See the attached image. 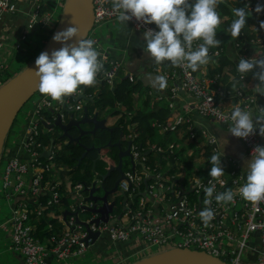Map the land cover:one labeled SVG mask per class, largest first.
Wrapping results in <instances>:
<instances>
[{"label":"built area","instance_id":"built-area-1","mask_svg":"<svg viewBox=\"0 0 264 264\" xmlns=\"http://www.w3.org/2000/svg\"><path fill=\"white\" fill-rule=\"evenodd\" d=\"M41 6L42 0H0V74L10 68L9 59L14 60L15 55L22 54L24 45L36 27L39 28L40 25L48 27L56 22L50 12H47V22L43 23L45 17L40 20V14L43 13ZM19 15L24 17L23 27H20L16 20V16ZM113 20L117 18L109 0H93V28ZM127 23L142 34L149 29L158 31L154 24L145 25L134 18ZM86 39L95 41L94 47L100 52L103 63V68L96 78V85L101 87L105 84L109 89H114L122 78H127L133 85L136 84L137 78L126 68L123 54L113 57L106 47L100 45L99 38L88 35ZM257 41L261 50L255 57L259 58L264 55L262 32ZM198 43L200 42H194V50ZM209 54L210 62L221 57L217 50ZM241 57L251 58L244 53ZM147 71L166 77L167 86L161 92L146 91L143 88L141 93V89L135 90L132 95L142 94L146 98L150 96L154 101L175 99L181 91L190 96V102L184 104L181 112L175 117L168 109L171 118L169 126L159 125L157 120L151 121V127L157 129L159 138L165 137L166 131L169 130L176 142L167 143L166 148H162L161 144H150L148 141L141 144L136 141L137 135L131 132L126 141L132 140L130 162L133 163L134 169L130 168L124 172V179L118 185V189L126 197L125 209L119 218L116 213H110L108 221L111 220V223L100 221L97 225L90 224L89 221L95 217L91 216L87 219L89 229L108 237L112 244L131 242L132 250L139 257L149 255L150 247H157L158 252L185 248L205 252L229 264H264V200L252 204L238 194L237 190L245 182L239 159L222 157L221 161L224 160L227 166V176L211 178L199 172L192 177L187 191L183 187L176 189L178 180H183L186 176L184 170L190 169L195 161L187 153L190 148L186 147L188 142L193 143L198 157L205 160L202 170L208 173L211 164L207 163L211 155L221 153L213 135L206 131L197 133L193 130L192 116L196 115L229 128L231 122L222 119V116L230 114L237 104L245 110L254 106L260 115L259 108H264V96L258 103L257 98L246 95L242 90H231L226 86L227 81L215 70L210 75V86L198 81L190 69L182 66L153 68L149 65ZM98 93L87 96L91 104L93 97ZM79 94H83V91H78L73 96ZM233 98L235 102L227 105L228 100ZM71 102L70 99H64L63 103H59L40 94L32 103V119L26 124L23 151L20 150L6 160L1 190L5 200L12 202L13 206L9 220L0 226V230L4 232L9 229L10 248L13 253L23 257L24 264H46L48 251L54 253L58 261L66 260L82 255L91 246L90 240L88 246L83 243L82 239L86 233L75 224V219L71 216L63 222L65 229L61 239L48 250L35 237V225L32 224L34 219L31 218L32 214L40 217L45 208L52 209L60 201L58 185L44 183V172L47 167L42 166L38 160L40 154L46 150L39 143L40 121L44 120L40 115L45 110L52 108L58 110L65 104L70 105ZM153 105L154 102H151V106ZM80 108L81 105L77 103L76 109ZM239 140L248 158H251L255 146H264V137L258 134V130L257 134ZM149 153L153 157L165 155L164 161L173 158L174 172L169 178L164 175V172L170 170L167 161L163 166V172L159 171L157 166L146 165ZM20 155H24V158ZM139 165L141 168H138ZM210 181L215 185L216 193L232 190L235 199L234 202L224 204L216 202L213 198L210 207L214 210L215 218L205 227L199 212L205 207L203 201L206 196L203 189L211 186ZM82 189L81 185L74 188L69 185L67 191L72 197L74 195L75 198H81ZM44 197H47L45 205L40 203ZM88 207H92V204ZM177 239L180 243H176Z\"/></svg>","mask_w":264,"mask_h":264},{"label":"clouds","instance_id":"clouds-1","mask_svg":"<svg viewBox=\"0 0 264 264\" xmlns=\"http://www.w3.org/2000/svg\"><path fill=\"white\" fill-rule=\"evenodd\" d=\"M109 2L117 20L123 26L133 18L145 25H155L158 31L149 29L144 32L143 51L157 65L170 62L173 66H182L195 72L210 62L209 48L220 46V41L216 39V29L221 23L217 11L221 0H109ZM231 11L234 19L227 31L232 38H238L252 10L245 3L242 7H233ZM254 11L257 14L261 13L264 11V5L257 4ZM259 29L264 31V21L259 23ZM77 37L76 27L55 33L53 42L61 44L62 47L51 54L42 52L35 60L36 70L33 73L38 80L37 90L52 101L63 103L64 98L83 91L81 86L94 85L97 75L103 68L101 54L94 47V40L83 38L78 39L75 45L67 43ZM194 42H200L195 50ZM254 68L259 69L254 75V79L259 83L253 90L256 94L264 96V56L251 59L240 57L236 72L242 80ZM153 83L162 89L166 86V77L157 76ZM85 101L90 103L89 98ZM259 111L260 115H255L237 104L230 114L221 118L231 122L228 133L235 138L246 139L257 134V130L258 134L264 137V108H259ZM222 156L223 151L211 155L209 177L219 178L225 175L221 165ZM245 175V182L237 190L238 194L243 200L258 204L264 200V146L253 148L251 159L246 163ZM210 185L203 189L206 196L203 201L205 207L199 212L205 227L215 218L214 210L210 207L213 198L216 202L224 204L234 202L235 199L232 190L216 193L215 185L211 184V181Z\"/></svg>","mask_w":264,"mask_h":264},{"label":"trees","instance_id":"trees-1","mask_svg":"<svg viewBox=\"0 0 264 264\" xmlns=\"http://www.w3.org/2000/svg\"><path fill=\"white\" fill-rule=\"evenodd\" d=\"M227 1V0H226ZM245 3H247L250 7L251 15L246 21L245 28L241 31V34L238 38H232L230 33L227 31L229 25L231 24L232 20L234 19V16L232 14L231 9L233 7H242ZM65 4V0H48L45 4V9L47 12H54L58 11V16L61 14L63 10V6ZM257 4L264 5V0H233L232 3L228 4L226 2L221 1L218 5L217 11L220 14L221 23L216 29V39L220 41V46L218 48L210 47L209 53L213 52L214 50H217L221 57L222 61L218 64V67L216 68L215 72L219 73L220 76L224 78L225 81H227V75L225 72V69L228 66H232V72L236 74V68L234 66V63L232 62L231 58L228 55L229 48L233 50L234 53H237L239 57L244 53L247 56L249 55L248 51L250 50L249 46L252 44V35L249 31V27L253 24H257V29L259 32H262L264 34V31H261L259 29V23H257L252 16L257 14L255 13L254 9L257 6ZM262 21L263 17H262ZM58 27L57 21L53 22L48 27H43L40 25V27L37 29L36 32L32 33V35L29 36V44L32 42H36L34 39H39V44L34 43L36 45V52L39 53L41 49L45 47V44L48 43V39L51 37L52 33L55 32L56 28ZM46 30H49L48 32ZM264 44V42H263ZM264 51V50H263ZM28 54V52H25L23 57H25ZM22 55V54H21ZM18 55L17 59L21 58ZM264 56V55H262ZM31 56L26 57L25 59L30 58ZM27 63V61H25ZM150 66H160V67H170L175 68L170 62H163L162 64H155L152 60L150 63ZM18 72H16L17 74ZM15 74V75H16ZM14 76V75H13ZM11 74H6L5 78H3L0 81V86L7 82L10 78L13 77ZM224 81V82H225ZM223 82V81H222ZM223 82V83H224ZM83 89V94L87 95L89 94L88 87L81 86ZM140 93L143 91V87L141 86L140 82L136 79V84L133 85L129 82L127 78H122L121 81L117 84V86L114 89H109L105 84H103L100 87V92L97 94V96L93 97V105L92 108L87 106L89 112L90 109H98V110H104L105 108H109L110 111H112L111 114L117 115L116 116V124L113 128V131L111 133H108L106 131H97L95 137H88L83 136L80 139V144L77 143H71L68 145H62L61 150L55 151L51 158L45 159L43 157H39L38 160L42 164V166L46 164H53L55 167H64L68 168V172H66L68 179H69V185L71 188H74L76 185H81L84 188H87L91 185V183L94 180L95 173L104 174L106 172L105 169L109 165H115L117 163V154H116V148H110L106 147L108 142L110 141L111 144H114L116 141H118L119 134H122L124 137L123 146L126 147V137L132 132L135 135H137L136 141L144 144L146 141H148L150 144L154 143L153 136L154 135V128L151 127V121L157 120V124H165L169 126L171 124V118L169 116L170 111L166 107L159 108V106H151L146 102L143 104V109L141 110H135L133 108V104L130 100V90H140ZM146 91L153 90L156 92L153 88H145ZM159 91V90H157ZM161 92V91H159ZM82 100L80 99L78 103L80 104ZM82 106V103H81ZM121 106L123 109H121ZM51 110H45L41 113L40 117H43L45 121L50 122L51 121ZM124 111V112H122ZM122 112V113H121ZM78 116L80 115V112L77 113ZM119 115V116H118ZM41 123V121H40ZM41 126V124H40ZM46 132V130H45ZM58 133V131H57ZM108 134H111V137H108ZM165 137L162 139L159 138L158 142H161L162 148H166L167 143H170V138L173 136L172 132L167 130ZM58 135V134H57ZM56 135L55 131H51L49 133H41L39 134V143L42 148H48L50 145L51 140H54L55 143H58V136ZM74 135H76L74 133ZM173 138V137H172ZM5 144V143H4ZM95 147V148H102L101 151V159L97 160L98 152L95 149H90L86 152L85 157L82 159V161L78 164L77 161L80 158L81 154L84 153V148L88 147ZM40 152V150H38ZM12 155L9 152H6L5 146L2 148V153L0 155V164L2 162H5L7 158H10ZM148 161L146 162V165L149 167L157 166L159 171L163 172V166L166 165V161L170 165V170L164 172V175L169 178L170 175L174 172L173 168V158H169L168 160L164 161L165 155L162 156H156L153 157L151 153L147 154ZM125 162V161H124ZM131 165V164H130ZM207 165H210L208 162ZM138 168H141V165L138 166ZM119 177L117 172H112L109 175L108 180L103 181V186L107 189H111L113 187L114 182ZM49 181V172H44V183H49L50 185L54 183H50ZM56 184V183H55ZM65 185H58V192L60 193V201L58 205H54L52 207V214L53 218H48L47 216H44L45 212H42V216L36 217V220L32 221V224L35 225V237L40 241V244L44 245L48 250L50 248H53L56 243L61 239L63 235V231L65 229V225L63 224V221L61 219V211L62 207L66 206L69 203V199H71V194L66 191ZM83 191V190H82ZM84 195L86 193L82 192ZM66 195V196H65ZM68 196V197H67ZM121 197V196H120ZM115 200V199H114ZM47 202V197L42 198L41 204L45 205ZM115 206H117V210L113 211L117 215L121 211V203L118 204V200L115 201ZM33 217V215L31 216ZM54 239V241H53ZM101 241V240H99ZM96 245V244H94ZM17 254V253H15ZM134 257L135 251H133L132 254L125 257L124 261L128 259V257ZM138 257V256H137ZM145 257V256H144ZM24 263V260L22 257H20Z\"/></svg>","mask_w":264,"mask_h":264},{"label":"water","instance_id":"water-1","mask_svg":"<svg viewBox=\"0 0 264 264\" xmlns=\"http://www.w3.org/2000/svg\"><path fill=\"white\" fill-rule=\"evenodd\" d=\"M68 0H65L63 9L66 8ZM72 17H70L67 24V28L76 27L78 29V37L73 38L67 43L75 45L78 39L87 38L90 31L93 28V0H72L71 3ZM63 12V10H62ZM65 29V30H66ZM52 38L49 39L48 43L44 47L42 52H47L51 54L52 51L58 50L62 47L59 43H51ZM41 52V53H42ZM35 61L10 78L7 82L0 86V152L2 153V148L4 146L5 140L10 132V129L16 119L17 114L21 108L36 94L38 93L37 84L38 80L35 78L33 71H35ZM145 71V70H144ZM144 71L139 72L136 75L138 82H140L143 88H160L157 84L153 83V79L158 75L151 73H144ZM64 99L72 100L70 105H63L59 111H50L51 121L47 122L45 120L41 121V126L49 133L55 129L58 131V143L56 144L54 140H51L49 148L47 151H43L40 157L48 159L54 153V147H59L61 143L68 145L71 143L80 144V139L84 136L95 137L97 131H106L111 133L113 128L107 127V118L99 119V110H94L92 113L89 112L88 108L81 106L80 109H76V104L80 99L88 100V98L78 95L74 97H66ZM78 116V112L80 111ZM66 115L68 119L65 120ZM255 121V120H254ZM87 126L88 130L82 129V127ZM75 130L76 135H72L71 131ZM132 140L126 141V147H122L120 141L115 144H111L109 141L106 147H116L117 153V163L115 165H109L104 174L95 173L98 180H93L91 185L87 188L82 189L81 198H73L71 200H76L78 203L69 202L66 206L62 207L61 219L63 222L67 221V217H74L75 224L79 225L86 233V236L82 239L83 243L88 246V240H90V245L98 243L102 239V236L98 231H91L89 229V224L87 220L80 221V214H89L95 216L89 223H94L97 225L100 221L103 223H111L108 221L109 214L113 213L115 207V200L108 201V198L113 197L114 193L117 191L119 183L124 179L123 164L124 160L130 159V146ZM95 149L98 152L97 160L101 159L102 148L86 147L84 148V153L81 154L77 163L79 164L85 157L88 150ZM0 153V154H1ZM131 169H134L132 162ZM112 172H117L119 177L113 184L111 189H106L103 186V181H105ZM99 191V192H98ZM82 192L86 193L84 195ZM121 197L123 198V203L121 204V211L117 215L119 218L125 207L126 197L120 191ZM114 198V197H113ZM92 204V207H88ZM20 264H24L22 260H19ZM132 264H229L220 260L219 258L213 257L202 251H195L185 248H173L160 252H156L141 259L135 261Z\"/></svg>","mask_w":264,"mask_h":264},{"label":"crops","instance_id":"crops-1","mask_svg":"<svg viewBox=\"0 0 264 264\" xmlns=\"http://www.w3.org/2000/svg\"><path fill=\"white\" fill-rule=\"evenodd\" d=\"M47 1L48 0H42V6H41V7H43L42 12L44 11L45 4L47 3ZM221 1L226 2L227 4H228V2L229 3L233 2V0H227V1L221 0ZM257 15H261V17L259 18L256 15L252 16V18L257 23H260L262 21V17L264 20V11H262L261 13H259ZM16 20L18 21L19 26L23 27L24 17H22L20 15L16 16ZM249 31L252 35L251 39L253 42L249 46L250 50L248 51V53H249L248 57L254 58L255 55H257L261 50L260 44L257 41L258 36H260V32L257 29L256 23L249 27ZM97 32H98L100 45L102 47H106L107 50L110 52V54L113 57H116V56L119 57L121 54L124 55V60L126 63L125 66L130 73H132L135 76L137 74H139V72H142L144 70L148 73L147 67L150 65L151 59L143 51V48L145 47V45H144V43H145L144 34L136 32L128 23H126V25L123 26L122 24L119 23L118 20H113V21H110V22H107V23L101 25L100 27L97 28ZM228 55L231 58L232 62L234 63V66L236 68V66L238 65V60L241 56L239 57V55L237 53H234L231 48H229ZM221 61H222V57H219L216 61L212 60L207 65L201 66V68H199L197 71L193 72L194 75L196 76V79H198V81L204 82L205 84L210 86V83H209V80L211 79L210 75L212 74V72L214 70H216L217 65L219 63H221ZM163 68H170V67L167 66V67H163ZM232 68H233L232 66L231 67L228 66L225 69L226 75L228 76L226 86L229 87L233 91L242 90L246 95L257 98L258 103H260L261 100L263 99V96L256 94L255 91L253 90V88L259 83V81L257 79H254L255 73L258 72L259 69H257L256 71L253 69L252 72L247 73L244 76V78L241 80L240 75L238 73L234 74L232 72ZM205 69H206V71L204 72L203 70H205ZM145 71H144V73H146ZM234 77H235V79H234ZM166 86H167V84H166ZM92 88H95L96 91H93ZM88 89L90 92L89 94H87V95L81 94V95H84L85 97H87L90 94L94 95V94L100 92V87L96 84L88 87ZM164 89H165V87L162 89L158 88L155 90H156V92H159V91H163ZM157 90H159V91H157ZM81 100L85 101L83 99H81ZM190 100H191L190 96H188L184 91H181L175 99H171V98L165 99L164 103H165V105H167L166 107L171 110L173 117H175L178 113L181 112L182 106L184 104L190 102ZM86 102H88V101H86ZM234 102H235L234 98L229 99L227 105H231ZM81 103H80V105H81ZM258 103H257V105H259ZM92 105L93 104H91V106ZM94 110H95V108L92 109V112ZM101 111H107L108 112V111H110V109L106 108V109L101 110ZM249 111H252L255 115H259L254 106L250 107ZM27 113L28 114L26 115L25 125L22 126L20 131L17 134H14L11 139L6 138V140H5L4 146L6 148V152H9L11 155L17 154L20 150L23 151V149H24V141H25L24 137H25V132H26V124H28V122L32 119L31 118L32 110H29ZM253 120H255V116H253ZM115 124H116V122H114V124L110 128L115 127ZM192 127H193V130L197 133H200L202 131H206L208 134L213 135L215 137V139L217 140L220 152L223 151V156H222L223 158H227V157L229 158L230 157V158L239 159L241 162L243 173H244V180L246 179V175H245L246 163L251 158H248L245 156L244 146L241 143V141L238 138H235V137L231 136V134L228 133L229 128L222 126L216 122L203 119V118L198 117L196 115L192 116ZM85 129H88V127L85 126ZM45 133H48V132L46 131ZM157 134H159V133L157 132ZM156 144H161V142H157ZM48 148H45L46 149L45 151H47ZM59 148L60 147H54V152L58 151ZM40 151H42V149ZM20 157L24 158V155H20ZM222 157H221V159H222ZM194 159H195V161L193 162V164L197 163L198 164L197 168H199V167L204 168V166H205V160L204 159H201L199 157L194 158ZM221 165H222L223 170H224V174H225L224 176H227V172H226L227 166H226L224 160L221 161ZM44 166L47 167L46 172H49V173H50V170H49L50 168H56V169H59V171L64 172L61 169L64 167H55L53 164L49 165L46 163L44 164ZM66 172H68V171H66ZM67 180L68 181L65 184L62 181V178L52 180V177L49 175V181L48 182L54 183V185H62L63 184V185H65V189H66L69 187L68 176H67ZM8 202H10V201H8ZM10 203H11V207H12L13 203L12 202H10ZM44 211H46L44 216H47L48 218H53L52 209L50 207L45 208L43 210V212ZM8 220L9 219L7 218L4 222H2L0 224V226ZM0 232H3V231L0 230ZM3 233L9 237V234H8L9 229H7V231H4ZM105 244L116 249V251L113 250V252L117 256L121 255V256L127 257L133 253V250L131 248L132 247L131 242H120V243L112 244L108 237L102 236L101 241H98V243H96V245H98L99 248L103 247L101 250L105 249ZM93 248H97V246L95 247V245L93 244L88 249H93ZM85 251H84V253H85ZM83 254L78 255L76 257H69L66 260H68V261L75 260L76 261L78 258L82 257ZM16 258L18 260H22L20 257H16ZM66 260L58 261L56 259L55 254L51 253V251L50 252L48 251L47 256L45 258L46 264H55V263L65 262ZM126 262H127V259H126ZM126 262H121V264H125ZM114 264H120V263L114 262Z\"/></svg>","mask_w":264,"mask_h":264},{"label":"rangeland","instance_id":"rangeland-1","mask_svg":"<svg viewBox=\"0 0 264 264\" xmlns=\"http://www.w3.org/2000/svg\"><path fill=\"white\" fill-rule=\"evenodd\" d=\"M51 13L54 15V18L57 21L58 26H59L60 18L62 16V12L59 16H58V11H55V13L54 12H51ZM255 15L258 16L259 18L261 17V15H257V14H255ZM42 17H45V20L43 23L47 22L48 15H47V11L45 8H44L43 13L40 14V20ZM37 29H38V27H36L35 32L37 31ZM46 31L48 32L49 30H46ZM54 33L55 32H53L52 35H54ZM52 35L50 38H52ZM93 36L99 38L97 28H93L90 31L89 37H93ZM34 40L36 42H32L30 45H28L29 41H27L26 45H24L22 55L20 56L21 58L17 59L18 55H15L14 60L9 59V63L11 64V66L7 71H4L2 74H0V81L3 78H5L6 74H11L13 76L16 74V72H20V71L24 70L28 66V64H32L36 60V58L43 51L44 48L41 49L39 53H37L35 50L36 45H34V43L39 44V41H38L39 39L38 40L34 39ZM45 46H46V44H45ZM25 52H28V54L25 57H23ZM4 55H5V53H4ZM28 56H31V57L28 59H25ZM25 61H27V63H25ZM154 67L156 68L157 66H154ZM254 70L256 71L257 68H254ZM92 89H93V91H96L95 88H92ZM132 93H133V90H130V97L129 98H130V100L132 98L131 102H132L133 108L135 110L143 109L142 107H143L144 102H146L148 104V107H149V105H151V102H154V105L159 106V108L165 107L164 100L154 101V99L150 96L148 98H146L145 96H142V94H140V96L139 95L135 96V95H132ZM39 95H40L39 92L36 93L21 108V110L17 114L16 119H15V121H14V123L10 129V132L7 136V139H11L12 136L14 134H17L20 131L21 127L25 125L26 115L28 114L27 112L29 110H32V108H33L32 103L38 99ZM82 106H85V107L89 106L92 108L91 104L89 102H86V101H82ZM90 112L92 113V109H90ZM122 112H124V111H122ZM111 113H112V111H108V112L107 111H100L98 114L99 119L107 118V127L108 128L112 127L114 122L117 121L116 120L117 115H114ZM67 119H68V115H66L65 120H67ZM39 131H40V133H45V128L42 126H39ZM53 131H55V133L57 135V129H55ZM154 135H155V136H153L154 143H157L159 140V136L157 134L156 128H154ZM172 137L170 138V141L172 143L176 142L175 137L174 136H172ZM62 145H63L62 143L60 145H58L60 147L59 150H61ZM186 147H190L187 150V153H189V156L191 158H198L199 155L194 150L193 143L188 142L186 144ZM124 161L125 162L123 164V171L126 172V171L130 170V168H131L130 159H126ZM49 165H52V164L50 163ZM197 167H198V164L195 163L192 165V167L190 169L184 170L186 172V176L184 177L183 180H178V182L176 183V189H180L181 187H183L187 191L191 185L192 177L195 176L196 173L201 172L206 176L208 175V171H203L202 167H199V168H197ZM61 169L64 172H61V171H59V169H56V168H50L49 169L50 170L49 175L52 177V180L62 178V181L66 184L68 181L67 180V174H66V171H68V168H61ZM4 170H5V162H2L0 164V224L2 222H4L7 218L9 219L11 216V203L5 200V198L3 197V191L1 190L2 177H3ZM93 178H94V180H98V177H96L95 175ZM73 198H74V195H73ZM71 199H72V197H71ZM71 199H69V202L78 203V201L71 200ZM113 200H114V198L111 196L108 198V201H110V202ZM116 210H117V206L114 207V211H116ZM30 211H32V209H30ZM32 215H33V217H31V218L36 220L37 216L35 214H32ZM88 217H89V214H86V213L80 214L79 220L84 221V220H87ZM176 243H180V240L177 239ZM96 246H97V248L87 249L85 251V253L83 254V256L78 258L76 261L75 260H70V261L66 260L65 262H60V263H55V264H114V262L121 264V262H126V261H124L125 256H121V255L117 256L113 252V250L116 251V249H114L113 247H110L109 245L105 244V249L101 250L103 247L99 248L98 245H95V247ZM158 251H159V249L157 247H150V253L151 254L156 253ZM150 253H149V255H150ZM147 255L148 254H146L145 256H147ZM16 257H22V256L20 254H15L12 252V250L10 248V238L6 234H4L3 232H0V264H20L19 260ZM141 258H142V256L141 257H139V256L137 257L136 255L134 257L130 256V257H128L127 262L125 264H132Z\"/></svg>","mask_w":264,"mask_h":264},{"label":"bare ground","instance_id":"bare-ground-1","mask_svg":"<svg viewBox=\"0 0 264 264\" xmlns=\"http://www.w3.org/2000/svg\"><path fill=\"white\" fill-rule=\"evenodd\" d=\"M71 3H72V0H68V4L66 5V8L63 9L62 16L60 18V24L56 28L55 33L60 32V31H64L66 29L70 17H72ZM52 38H53V35H52ZM51 43H54L53 39H52Z\"/></svg>","mask_w":264,"mask_h":264},{"label":"flooded vegetation","instance_id":"flooded-vegetation-1","mask_svg":"<svg viewBox=\"0 0 264 264\" xmlns=\"http://www.w3.org/2000/svg\"><path fill=\"white\" fill-rule=\"evenodd\" d=\"M151 61V60H150ZM149 62V61H148ZM151 63V62H150ZM149 64V63H148ZM61 108H59L58 110L57 109H54V108H52V109H50V110H52V111H59ZM96 110H98V109H96ZM99 111H101V110H99ZM77 112H81V110L80 111H77ZM82 129H84V130H88V129H90V128H88V129H85V127H82ZM74 132H75V130H72L71 131V134L73 135L74 134ZM111 134H113V133H111ZM111 134L109 135L108 134V137H111ZM89 137V136H88ZM91 137V136H90ZM118 141H120L121 142V144H123V142H124V137H123V135L122 134H119V136H118ZM118 141H116L115 143H117ZM114 143V144H115ZM122 147H124L123 145H122ZM114 148V147H113ZM116 148V147H115ZM125 148V147H124ZM118 153V150H117V148H116V154ZM108 179H110L109 177L106 179V180H108ZM107 189V188H106ZM120 196H122L121 195V193H120V190L117 188V191L114 193V195H113V197H114V199H115V201L116 200H118V204L119 203H123L124 201H123V198L122 197H120Z\"/></svg>","mask_w":264,"mask_h":264}]
</instances>
